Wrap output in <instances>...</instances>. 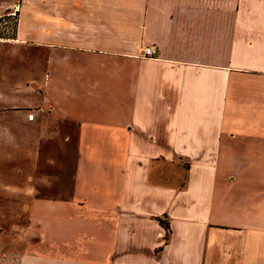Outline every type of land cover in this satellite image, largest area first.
Returning <instances> with one entry per match:
<instances>
[{
  "label": "crops",
  "instance_id": "crops-1",
  "mask_svg": "<svg viewBox=\"0 0 264 264\" xmlns=\"http://www.w3.org/2000/svg\"><path fill=\"white\" fill-rule=\"evenodd\" d=\"M18 1L7 264H264V0Z\"/></svg>",
  "mask_w": 264,
  "mask_h": 264
},
{
  "label": "rangeland",
  "instance_id": "rangeland-1",
  "mask_svg": "<svg viewBox=\"0 0 264 264\" xmlns=\"http://www.w3.org/2000/svg\"><path fill=\"white\" fill-rule=\"evenodd\" d=\"M19 1L12 8L0 13V33L12 34L14 25L17 21ZM6 190L0 186V197L6 195ZM14 201L0 200V264H7V243L9 230L15 218L10 211H14Z\"/></svg>",
  "mask_w": 264,
  "mask_h": 264
},
{
  "label": "built area",
  "instance_id": "built-area-1",
  "mask_svg": "<svg viewBox=\"0 0 264 264\" xmlns=\"http://www.w3.org/2000/svg\"><path fill=\"white\" fill-rule=\"evenodd\" d=\"M142 52L144 54H150V55H155V52H156V48L154 46V44H146L144 45L143 49H142ZM34 112L33 111H29L28 112V116H33Z\"/></svg>",
  "mask_w": 264,
  "mask_h": 264
},
{
  "label": "trees",
  "instance_id": "trees-1",
  "mask_svg": "<svg viewBox=\"0 0 264 264\" xmlns=\"http://www.w3.org/2000/svg\"><path fill=\"white\" fill-rule=\"evenodd\" d=\"M1 17V16H0ZM16 25V24H15ZM15 25H14V28H15ZM14 28H13V32H14ZM12 32V33H13ZM0 35H10V34H5V33H0ZM166 226L168 227V224H166Z\"/></svg>",
  "mask_w": 264,
  "mask_h": 264
}]
</instances>
